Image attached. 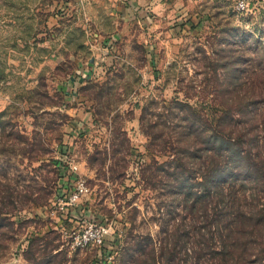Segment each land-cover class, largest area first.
Masks as SVG:
<instances>
[{
	"label": "rangeland",
	"instance_id": "rangeland-1",
	"mask_svg": "<svg viewBox=\"0 0 264 264\" xmlns=\"http://www.w3.org/2000/svg\"><path fill=\"white\" fill-rule=\"evenodd\" d=\"M130 1L0 0V264H264V0Z\"/></svg>",
	"mask_w": 264,
	"mask_h": 264
},
{
	"label": "built area",
	"instance_id": "built-area-1",
	"mask_svg": "<svg viewBox=\"0 0 264 264\" xmlns=\"http://www.w3.org/2000/svg\"><path fill=\"white\" fill-rule=\"evenodd\" d=\"M244 0H238L235 4V9L237 11L245 10ZM66 165H61V172L68 175L72 180L69 183L66 190L57 192L56 195V207L58 210L63 212L64 215L68 216L71 220L70 222L80 223L82 221L79 219H74L72 216L73 210H75L79 205H81L82 200L88 196L90 189L86 182L77 176L78 166L73 161L65 160ZM66 176V175H65ZM64 176V177H65ZM66 178V182H69V178ZM82 225V224H79ZM72 230L71 233L64 231L63 235L65 239L70 241L71 247L74 249H84L88 247H96L105 251V239L109 235V230L107 227L99 226L94 222H85L82 226L78 227V230ZM109 253V252H108ZM107 253V254H108ZM104 255L105 260H110L111 256Z\"/></svg>",
	"mask_w": 264,
	"mask_h": 264
},
{
	"label": "crops",
	"instance_id": "crops-1",
	"mask_svg": "<svg viewBox=\"0 0 264 264\" xmlns=\"http://www.w3.org/2000/svg\"><path fill=\"white\" fill-rule=\"evenodd\" d=\"M115 1V0H114ZM118 2H117V4H118V6H119V9H118V11L119 12H121V14H122V19H123V15H125V16H128V15H126L125 13L126 12H129V13H131V12H134V11H132V8H133V4H132V2L129 0V1H127V2H123L122 0H117ZM117 10V9H116ZM135 14V13H134ZM126 20H127V18H126ZM65 182V186H68L69 185V183L70 182H72V180H70L69 182H66V181H64ZM84 209H82V205H79L75 210H73V212H72V216H73V218L74 219H79V218H81V217H84V218H86V214H84Z\"/></svg>",
	"mask_w": 264,
	"mask_h": 264
},
{
	"label": "trees",
	"instance_id": "trees-1",
	"mask_svg": "<svg viewBox=\"0 0 264 264\" xmlns=\"http://www.w3.org/2000/svg\"><path fill=\"white\" fill-rule=\"evenodd\" d=\"M58 166L61 167V164H58ZM62 168V167H61ZM61 168H59L60 172H61ZM62 173V174H61ZM61 176L64 177L65 176V173L61 172ZM69 181L71 180L70 178L68 179ZM194 264H198V262H195ZM220 264V263H219Z\"/></svg>",
	"mask_w": 264,
	"mask_h": 264
}]
</instances>
